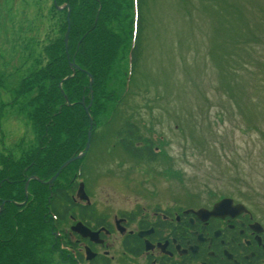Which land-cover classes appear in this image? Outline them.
<instances>
[{"label": "rangeland", "instance_id": "1", "mask_svg": "<svg viewBox=\"0 0 264 264\" xmlns=\"http://www.w3.org/2000/svg\"><path fill=\"white\" fill-rule=\"evenodd\" d=\"M51 6L52 0H0V73L7 84L0 140L8 148L35 140L19 107L3 105L41 51ZM144 35L129 95L83 166L91 199L116 212L137 203L164 207L174 196L180 204L225 196L264 218V0H148ZM126 120L153 139L141 144L151 141L160 152L155 163L124 153L116 129Z\"/></svg>", "mask_w": 264, "mask_h": 264}, {"label": "trees", "instance_id": "2", "mask_svg": "<svg viewBox=\"0 0 264 264\" xmlns=\"http://www.w3.org/2000/svg\"><path fill=\"white\" fill-rule=\"evenodd\" d=\"M147 1L52 0L49 15L53 23L42 46L37 45L41 51L17 79L13 99L3 105L19 107L30 120L39 145L22 150L18 158L12 152L0 156V205L6 203L0 216V264H52L49 240L67 209L73 208L69 197L72 177L66 175L79 171L83 161L62 172L55 183L62 188L48 190L32 181L27 193V175L49 180L65 162L83 153L91 118L92 143L113 125L138 74ZM6 89V78L0 73V92ZM116 137L136 161L153 164L161 155L151 141L140 146L143 140L153 139L144 137L131 120L116 129ZM63 179L66 189L61 185Z\"/></svg>", "mask_w": 264, "mask_h": 264}, {"label": "flooded vegetation", "instance_id": "3", "mask_svg": "<svg viewBox=\"0 0 264 264\" xmlns=\"http://www.w3.org/2000/svg\"><path fill=\"white\" fill-rule=\"evenodd\" d=\"M37 145L38 140L31 144L19 140L15 147L1 149L18 158L21 148H37ZM25 172L28 174L29 169ZM83 177L84 170L72 172L69 189L73 191L66 193L73 208L67 209L60 224L53 222L59 224L58 232L49 240L53 261L57 259L61 264H264V218L242 200L221 196L206 204L194 201L180 204L174 196L164 207L137 203L130 209L111 212L91 199ZM33 178L34 175H27L30 183ZM45 186L48 190L59 187ZM81 186L89 200L81 198Z\"/></svg>", "mask_w": 264, "mask_h": 264}, {"label": "water", "instance_id": "4", "mask_svg": "<svg viewBox=\"0 0 264 264\" xmlns=\"http://www.w3.org/2000/svg\"><path fill=\"white\" fill-rule=\"evenodd\" d=\"M63 8H61V9H63ZM67 21H68V29H67V34L65 36V48H66V52L68 54V42H69V36H70V32H71L70 13L68 14V20ZM73 66H75V64H73ZM92 83H93V79L91 78V84ZM86 112H87V114L89 113V108H86ZM90 122H91V126H90V131L88 133V141H87V146H86L85 152H87L89 150L90 145H91V140H92V129L94 127V122H93V119L92 118L90 119ZM84 156H85V153L79 155L76 158H72L69 161H67L65 164H63L60 167L59 171L56 173V175L50 180L49 184L52 185L58 179V177L60 176V174L62 173V171L64 169H66L71 163H74L76 161L81 160ZM79 194H80V196H81L82 199H84V200H87L88 199L86 197L85 193H84L83 186H81L80 191H79ZM4 206H5V203H2V205L0 206V215H1L2 211H3V209H4Z\"/></svg>", "mask_w": 264, "mask_h": 264}]
</instances>
